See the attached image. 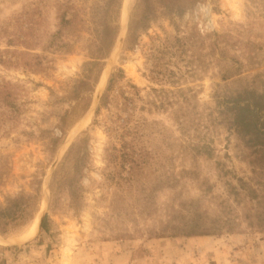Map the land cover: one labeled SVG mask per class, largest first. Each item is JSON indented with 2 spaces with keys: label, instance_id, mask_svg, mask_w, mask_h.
<instances>
[{
  "label": "rangeland",
  "instance_id": "374dc122",
  "mask_svg": "<svg viewBox=\"0 0 264 264\" xmlns=\"http://www.w3.org/2000/svg\"><path fill=\"white\" fill-rule=\"evenodd\" d=\"M63 1L83 5L91 0H0V27L22 13L25 20L35 5L46 6L37 51L50 59L42 73L0 64V82L21 90L18 121L5 117L0 104V170L10 173L2 177L0 172V205L43 182L38 215L40 220L50 215V233L42 238L41 222L29 239L25 235L32 224L20 234H0V264H264V232L249 228V193L240 188L246 182L261 194L264 171L230 114L222 111L226 96L238 90L264 92V0H201L183 16L160 8L132 50L125 49V40L138 0H125L116 49L83 116V106L76 108L70 96L89 59L80 48L66 53L53 36L61 27L58 4ZM73 33L66 26L63 35L71 40ZM7 48L0 39V49ZM118 67L125 70L114 92H124L121 107L114 100L97 117ZM238 98L244 104L256 102L248 94ZM118 112L130 119L126 128L117 122ZM63 120L69 128L55 152L49 137L63 135ZM86 136L83 196L76 203L65 191L53 212L52 178L70 147ZM125 144L145 151L146 161L137 171L124 161ZM197 214L204 223L221 214L236 218L239 230L169 236L168 226L183 225Z\"/></svg>",
  "mask_w": 264,
  "mask_h": 264
},
{
  "label": "trees",
  "instance_id": "16d2710c",
  "mask_svg": "<svg viewBox=\"0 0 264 264\" xmlns=\"http://www.w3.org/2000/svg\"><path fill=\"white\" fill-rule=\"evenodd\" d=\"M201 0H138L132 19L129 25V31L126 37L125 49L132 50L139 43L142 35L147 33L156 19L160 8L174 15L183 16L188 9L195 6ZM125 0H91L83 5L59 2L61 27L53 36L62 42L66 47L65 52L75 54L79 48L86 53L88 61L83 65L82 74L74 86V93L70 100L77 102L76 108L83 106L81 116H83L93 103V93L96 91L103 76L106 61L112 56L114 47L122 32V13ZM46 6L35 5V8H29L25 20H22L23 13L14 21L4 24L0 27V39L6 41L10 48L0 49V64L5 68H24L34 73H42L47 69L46 61H50L48 55L42 54L37 50L42 43V27L45 21L44 9ZM31 9V10H30ZM83 12V13H82ZM88 17H83V14ZM92 26L89 28L87 26ZM73 27V38L68 40L63 35L65 28ZM87 27L88 36L83 33ZM70 39V37H68ZM85 38L84 44L79 40ZM75 39V40H72ZM181 40H178L180 42ZM16 47V48H12ZM23 47L25 50H20ZM169 45H165L167 49ZM45 49H53L49 46ZM59 51V50H56ZM159 53L165 54L162 50ZM59 53H64L59 51ZM8 56H6V55ZM154 56V54H153ZM125 78V70L121 67L115 68L108 80L105 93L102 95L96 116L98 117L103 108H108L112 101H116V107L120 108L121 96L115 95L116 86ZM88 94V96H86ZM243 94L251 95L255 98L250 104L246 101L244 104L235 96ZM128 98V97H127ZM20 99L21 90L17 85L10 81L0 82V104L5 108L3 115L9 120L18 121L20 119ZM223 112L230 114L233 124L239 131L245 145L251 150V155L256 156L259 163V169L264 171V92L254 90H238L236 93L227 95L224 101ZM125 111H128V103H124ZM117 122L129 123V118H123L118 112ZM68 114V112H67ZM66 121L63 120V135H50L49 141L54 146V151L58 152L65 143L67 134ZM117 130L118 128L114 126ZM132 135V132H130ZM133 136H135L133 134ZM133 142L134 139L132 138ZM89 137H83L78 143L73 144L67 151L63 162L55 172L51 185V209L55 211V206L63 198L62 195L67 191L73 200L78 203L82 198L81 182L83 171L87 165L89 152L87 146ZM129 145V144H128ZM125 144L123 157L126 164H130V170L137 171L145 162V151L137 150L135 145ZM1 176L6 177L10 173L1 169ZM4 179V178H3ZM6 180H3L5 182ZM3 184V183H2ZM236 196L241 192L236 186H233ZM240 188L249 193V213L245 219L249 228L264 232V190L259 193L255 187L248 186L246 182H241ZM264 188V186H263ZM43 199V182H40L32 192L22 191L16 196H8L4 205H0V234L5 237L20 234L30 226L37 218ZM240 203V202H239ZM209 212L204 211L203 214ZM183 215H185L182 212ZM50 215L46 214L42 220V232L39 238L50 233L49 231ZM202 214H197L189 222L183 225L168 226L171 237H200L209 235H223L225 233H237L239 229L235 227L239 223L236 218H230L224 215L214 217L211 223L201 222ZM241 232V231H240ZM164 232L161 236H165ZM29 244V243H28Z\"/></svg>",
  "mask_w": 264,
  "mask_h": 264
},
{
  "label": "bare ground",
  "instance_id": "6f19581e",
  "mask_svg": "<svg viewBox=\"0 0 264 264\" xmlns=\"http://www.w3.org/2000/svg\"><path fill=\"white\" fill-rule=\"evenodd\" d=\"M106 67H107V66H106ZM107 69H108V67L105 68V70H104L103 78L101 79V82H102V80H103L104 77H105V74H106V70H107ZM40 222H41V220H40V216L38 215L37 218H36V219L34 220V222L32 223V227H31V229L26 233V235H25V239L32 238V237L36 234L37 230L39 229V224H40Z\"/></svg>",
  "mask_w": 264,
  "mask_h": 264
},
{
  "label": "water",
  "instance_id": "95a60500",
  "mask_svg": "<svg viewBox=\"0 0 264 264\" xmlns=\"http://www.w3.org/2000/svg\"><path fill=\"white\" fill-rule=\"evenodd\" d=\"M115 49H116V48H114V51H115ZM114 51H113V53H114ZM112 55H113V54H112ZM42 219H43V216H41V224H42Z\"/></svg>",
  "mask_w": 264,
  "mask_h": 264
}]
</instances>
